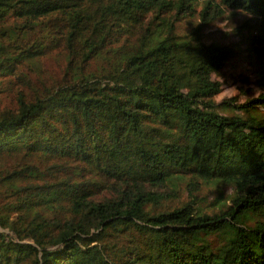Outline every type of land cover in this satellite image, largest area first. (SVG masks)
I'll use <instances>...</instances> for the list:
<instances>
[{
	"label": "trees",
	"instance_id": "trees-1",
	"mask_svg": "<svg viewBox=\"0 0 264 264\" xmlns=\"http://www.w3.org/2000/svg\"><path fill=\"white\" fill-rule=\"evenodd\" d=\"M0 89V264H264V0H0Z\"/></svg>",
	"mask_w": 264,
	"mask_h": 264
},
{
	"label": "rangeland",
	"instance_id": "rangeland-1",
	"mask_svg": "<svg viewBox=\"0 0 264 264\" xmlns=\"http://www.w3.org/2000/svg\"><path fill=\"white\" fill-rule=\"evenodd\" d=\"M245 17L239 13L235 15L225 14L224 18L220 21H217L210 28L204 32L205 41L207 43L214 42L222 45H228L234 47L235 53L232 59L227 63L224 69L221 72V75L217 80L222 84V92L216 97V100L219 101L224 98L236 97L237 101L243 102L246 95L241 94L239 90L241 88L240 78L244 75H247L249 70L246 60V54L242 50L243 46H235L238 43L239 38L237 35H234V30L240 26ZM188 26L186 23L180 24V31L187 30ZM241 51V52H240ZM43 70L45 71L44 75L57 71V65L48 60L43 63ZM28 74V72H25ZM244 89V88H243ZM253 96L250 94L248 97ZM11 92L0 89V107L8 106L12 103ZM205 196V201L210 202L213 198V188L206 187L201 191ZM184 199V198H183Z\"/></svg>",
	"mask_w": 264,
	"mask_h": 264
}]
</instances>
